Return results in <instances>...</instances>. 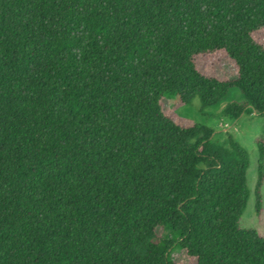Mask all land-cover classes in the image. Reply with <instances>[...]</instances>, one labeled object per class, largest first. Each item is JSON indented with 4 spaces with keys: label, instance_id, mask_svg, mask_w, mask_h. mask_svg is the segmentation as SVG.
<instances>
[{
    "label": "trees",
    "instance_id": "obj_1",
    "mask_svg": "<svg viewBox=\"0 0 264 264\" xmlns=\"http://www.w3.org/2000/svg\"><path fill=\"white\" fill-rule=\"evenodd\" d=\"M263 30L264 0H0V264H264L247 149L163 106L264 116Z\"/></svg>",
    "mask_w": 264,
    "mask_h": 264
},
{
    "label": "rangeland",
    "instance_id": "obj_2",
    "mask_svg": "<svg viewBox=\"0 0 264 264\" xmlns=\"http://www.w3.org/2000/svg\"><path fill=\"white\" fill-rule=\"evenodd\" d=\"M256 40L264 46V30L254 34ZM199 69L208 75L221 79L233 78L237 75V68L230 62L224 52L212 56L198 58ZM223 72V75H222ZM243 97L238 89L230 91L229 95L217 106L202 110L200 100L197 98L192 105L184 106L173 94H167L163 101L165 112L184 126L194 123L206 125L217 131H228L248 151L250 156V168L248 182L251 191L248 206L240 221V227L246 230L256 231L264 237V180L259 189L261 208L258 206V169L260 161V144H264V116L245 112L238 120H231L225 114L226 105L232 101H242ZM178 264H196L185 252H177L173 255Z\"/></svg>",
    "mask_w": 264,
    "mask_h": 264
}]
</instances>
